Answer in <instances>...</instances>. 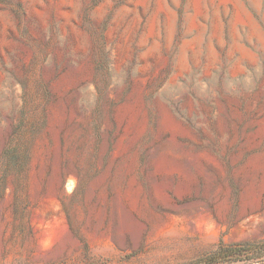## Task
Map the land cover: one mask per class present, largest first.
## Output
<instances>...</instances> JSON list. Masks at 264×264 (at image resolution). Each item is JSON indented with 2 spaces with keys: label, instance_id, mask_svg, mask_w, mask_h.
<instances>
[{
  "label": "rangeland",
  "instance_id": "rangeland-1",
  "mask_svg": "<svg viewBox=\"0 0 264 264\" xmlns=\"http://www.w3.org/2000/svg\"><path fill=\"white\" fill-rule=\"evenodd\" d=\"M0 264H264V0H0Z\"/></svg>",
  "mask_w": 264,
  "mask_h": 264
},
{
  "label": "trees",
  "instance_id": "trees-1",
  "mask_svg": "<svg viewBox=\"0 0 264 264\" xmlns=\"http://www.w3.org/2000/svg\"><path fill=\"white\" fill-rule=\"evenodd\" d=\"M242 252H243L242 249H239L238 247H235V246L223 247V248H220V250L216 253L214 257L215 258L225 257V256L240 254Z\"/></svg>",
  "mask_w": 264,
  "mask_h": 264
}]
</instances>
